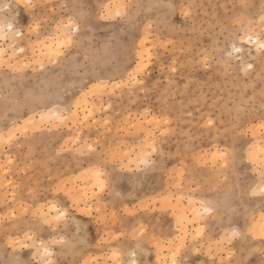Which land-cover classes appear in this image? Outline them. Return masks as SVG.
<instances>
[{"label": "rangeland", "instance_id": "374dc122", "mask_svg": "<svg viewBox=\"0 0 264 264\" xmlns=\"http://www.w3.org/2000/svg\"><path fill=\"white\" fill-rule=\"evenodd\" d=\"M0 4L19 33L0 40V264H42L37 234L72 242L53 264H264V50L245 41L264 34V0ZM234 190L237 236L214 206ZM53 203L68 216L48 228Z\"/></svg>", "mask_w": 264, "mask_h": 264}, {"label": "snow or ice", "instance_id": "6c2138e0", "mask_svg": "<svg viewBox=\"0 0 264 264\" xmlns=\"http://www.w3.org/2000/svg\"><path fill=\"white\" fill-rule=\"evenodd\" d=\"M31 7V5H28ZM11 9V5L8 4H0V13L3 14L2 18H0V40H8L9 37H15L19 33L16 31L17 28V21L16 18L11 16L9 13V10ZM119 14V13H117ZM65 28L67 31L65 32L66 39L61 42V46L65 44H71V33L77 29V21L72 20L71 18L68 20L67 25H65ZM252 37L248 36V42H251ZM256 43L259 45L261 50H264V34H262L259 39L256 41ZM20 51L22 52L23 49L21 48ZM242 51L241 48H237L236 44L234 43L232 45V50L229 51L227 48H225L220 53L221 59H227L229 63L231 62L233 58V53L239 54ZM3 55V51L0 50V56ZM252 65L246 64V66L243 67V71L247 72ZM13 139L12 133H9L7 135V141L11 142ZM5 142V138L3 136H0V144H3ZM97 180L99 181V187L101 190L104 188V181L101 179L102 173L97 171L96 173ZM260 194L264 195V186H261L259 188ZM255 190L253 191V195H255ZM207 210V209H206ZM41 219L39 223L41 225H46L48 228L52 227V224L54 222H59L63 219H65L68 216V212L64 207H58L55 203L51 205V207L46 211L42 212L40 214ZM239 233L235 230L232 232V236H237ZM26 240L31 241V247L35 248L37 252H39L41 249L42 252V264H53V261L51 257L55 254L52 249L56 245H60L62 248H68L72 246V242L69 240H66L63 236H55L53 235L50 239H45L41 234L37 235H26ZM38 242V243H37ZM22 247H29L28 244H23ZM264 251V250H262ZM113 255H117V253H113ZM130 256H135V252H130ZM16 264H32L31 261H17ZM130 264H135V261H130ZM172 264H177V261L175 259V254L173 256V262ZM182 264V262H181Z\"/></svg>", "mask_w": 264, "mask_h": 264}, {"label": "crops", "instance_id": "0c3cea01", "mask_svg": "<svg viewBox=\"0 0 264 264\" xmlns=\"http://www.w3.org/2000/svg\"><path fill=\"white\" fill-rule=\"evenodd\" d=\"M129 177H132V176H129ZM132 182V181H131ZM114 192H116V186H114ZM122 190L123 192H125L127 194V197L129 195H132L136 192V194H141L139 193V189L137 188H127V187H122ZM233 193V194H232ZM228 197L229 198H226V200H220V199H217L216 202L214 203L216 209H217V215L218 217H221L220 218V221L222 222V225H221V230H224L225 228H231L230 230L233 231V230H236V221H235V214H236V211H237V208H239L240 206V203H239V197L238 195L241 193L238 192L236 190H234ZM254 201H248V204H250L253 208H255L257 206V202L255 201L256 199H253ZM225 224H228V225H225ZM235 227V228H234Z\"/></svg>", "mask_w": 264, "mask_h": 264}, {"label": "bare ground", "instance_id": "6f19581e", "mask_svg": "<svg viewBox=\"0 0 264 264\" xmlns=\"http://www.w3.org/2000/svg\"><path fill=\"white\" fill-rule=\"evenodd\" d=\"M114 1H115V0H114ZM108 7H109V6H108ZM115 7H116V6H115ZM115 7H114V8H115ZM117 7H118V6H117ZM123 7H124V6H123ZM64 32H65V31H64ZM64 32H62V33H64ZM248 36H249V35H247V36L245 37V41H248ZM258 39H259L258 37H253L252 40H251V42L256 43V41H257ZM46 43H47V42H46ZM45 45H46V44H45ZM43 47H44V46H43ZM46 47H47V48L45 49V51H46L49 47L52 48V44H51V46H49V47L46 46ZM44 48H45V47H44ZM53 48H54V47H53ZM0 50H2V51H3V54H4V48H0ZM51 50H52V49H51ZM48 52H50V51H48ZM1 58H3V55L0 56V59H1ZM95 85H96V84H95ZM95 85H94V86H95ZM94 86H93V87H94ZM96 88H97V87H96ZM96 88H95V89L93 88V90L95 91ZM90 89L92 90L91 86H90V88H89L88 90H90ZM88 90H87V91H88ZM90 92H91V91H90ZM84 94H86V93H84ZM92 94H93V93H92ZM86 95H87V94H86ZM86 95H85V96H86ZM88 96H89V94H88ZM88 96H87V97H88ZM89 97H91V95H90ZM83 99H84V98H83ZM82 101H83V100H82ZM84 101H85V99H84ZM84 101H83V102H84ZM77 103H79V102H77ZM84 104L87 105V104H88L87 101H86V103H83V105H84ZM81 105H82V104H81ZM81 105L79 104V106H81ZM86 105H85V106H86ZM79 106H77V107L75 108V110H76ZM55 107H56V106H55ZM57 107H58V106H57ZM53 108H54V107H53ZM53 108H52V109H53ZM80 108H81V107H80ZM50 110H51V109H50ZM50 110H49V111H50ZM53 111H55V110L53 109ZM78 111H79V110H78ZM42 112H43V115H42V113H41L42 116H40V121L43 120L44 123H45V121L48 122V120H49L50 118H53V119L61 118V115H60V113H59L58 111H55L53 114H50V112H48V111H47V113H45L44 111H42ZM75 112H76V111H75ZM75 112H74V115H75V117H76V115H77L78 113L75 114ZM74 115H73V116H74ZM73 116H72V117H73ZM29 118H32V116L29 117ZM73 118H74V117H73ZM32 120H36V118L34 117V119H30V120H29V121H31L30 124L33 122ZM59 120H61V119H59ZM59 120H57V121L59 122ZM25 121H26V120H25ZM29 121H28V122H29ZM40 121H39V119H38V121H37L38 123H37V124H39ZM43 121H42V122H43ZM64 121H65V120H64ZM35 122H36V121H35ZM56 123H57V122H56ZM127 123H128V122H127ZM25 124H26V123H25ZM33 124H35V123L33 122ZM55 125H56V127H57V124H55ZM25 126H27V124H26ZM40 126H41V124H39V127H40ZM42 126H43V125H42ZM125 127H126V126H125ZM0 133H1V132H0ZM0 136H3V135H0ZM148 136H149V135H148ZM151 136H152V135H151ZM147 138H148V137H147ZM151 140H152V139H151ZM148 142H149V141H148ZM150 142H151V141H150ZM153 142H154V141H153ZM155 142H156V141H155ZM86 143H87V142H86ZM67 144H68V142H67ZM148 144H149V143H148ZM150 144H151V143H150ZM260 144H261V143H260ZM151 146L154 147L153 145H151ZM258 146H260V145L258 144ZM145 147H146V146H145ZM145 147H144V148H145ZM142 148H143V147H142ZM146 148H147V147H146ZM143 150H145V149H143ZM143 150H142V151H143ZM151 150L153 151L154 148L151 149ZM155 150H156V149H155ZM261 150L264 151V146L261 148ZM139 151H140V153H141V156H139L140 153L138 152V155H137L135 158H136V159H137V158H140V161H141V158H142V159L144 158L142 155H143V154H146V152H148V151L145 150V153H143V152L141 151V149H139ZM259 151H260V150H259ZM259 151H257V153H258ZM115 152H116V151H115ZM142 153H143V154H142ZM114 154H115V153H114ZM119 155H120V153H119ZM113 156H114V155H113ZM144 156H145V155H144ZM258 156H259V155H258ZM111 157H112V156H111ZM116 158H117V157H116ZM116 158H115V159H116ZM263 158H264V157H263ZM136 159H134V160L137 162L139 159H138V160H136ZM137 163H138V162H137ZM91 168H92V167H91ZM96 169L99 170V169H101V168L97 167ZM90 170H91V171H95V173L97 172V170H95V169L93 170V168H92V169H89V170H86V171H90ZM102 172H103V170L101 171V173H102ZM84 173H86V172H84ZM88 173H89V172H88ZM90 173H92V175L95 176V178H94V176H93V179H94V181H96V179H97V178H96V174L93 173V172H90ZM86 174H87V173H86ZM84 175H85V174H84ZM81 176H82V175H81ZM85 176H86L85 178H83L84 176H82L83 180H84V179H87V180L89 181V178H90V180H91V178H92V177H91V174H89V175L87 174V175H85ZM87 176H88V177L90 176V177L88 178ZM102 176H103V175H102ZM73 179H74V178H73ZM81 180H82V179H81ZM70 181H71V180H70ZM84 181H85V180H84ZM71 182H72V181H71ZM86 182H87V181H86ZM89 183H91V182H89ZM89 183H87V184H89ZM92 184H93V183H92ZM95 184H96V182H94V185H95ZM59 185H60V184H59ZM64 185H65V184H64ZM82 185H83V184H82ZM89 185H90V184H89ZM94 185H92L91 188H92ZM62 186H63V185H62ZM62 186H60V187H62ZM83 186H84V185H83ZM64 187H65V186H64ZM85 187H86V186H85ZM87 188H88V187H87ZM87 188H86V190H87ZM93 188H94V187H93ZM93 188H92V189H93ZM67 189H68V188H67ZM92 189H89V190H91V191H88V193L92 192ZM82 190H83V189H82ZM84 193H86V192H84ZM67 194H68V193H67ZM86 194H87V193H86ZM74 195L76 196V194H74ZM78 195H79V194H78ZM69 197H70V196H69ZM71 197H72V194H71ZM72 198H73V197H72ZM77 198H78V197H77ZM72 200H73V199H72Z\"/></svg>", "mask_w": 264, "mask_h": 264}]
</instances>
